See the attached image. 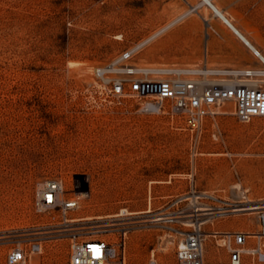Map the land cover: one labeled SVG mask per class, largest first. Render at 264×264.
I'll return each mask as SVG.
<instances>
[{"label": "rangeland", "instance_id": "rangeland-1", "mask_svg": "<svg viewBox=\"0 0 264 264\" xmlns=\"http://www.w3.org/2000/svg\"><path fill=\"white\" fill-rule=\"evenodd\" d=\"M211 1L256 33L264 55V0ZM212 18L220 20L201 0H0V264L15 243L32 238L41 251L27 264H69L70 225L56 208L33 209L37 185L49 178L88 191L66 215L81 218L72 226L84 235L113 241L111 228L131 227L126 264H148L151 250L157 264H177L180 235L154 219L192 189L239 209L216 218V228L259 229L263 116L241 122L226 100L190 131L178 115L141 112L136 98L109 97L92 75L151 35L131 63L200 65ZM204 251L224 257L213 246Z\"/></svg>", "mask_w": 264, "mask_h": 264}, {"label": "built area", "instance_id": "built-area-1", "mask_svg": "<svg viewBox=\"0 0 264 264\" xmlns=\"http://www.w3.org/2000/svg\"><path fill=\"white\" fill-rule=\"evenodd\" d=\"M153 37H146L95 66L92 75L98 89L117 100L123 97L138 99L141 112L178 115L183 126L190 131L198 129L202 119L213 115L214 108L226 100L233 101V114L241 122L264 117V59L256 50L254 54L258 63L245 67H213L206 61L200 65L143 66L131 63L132 57ZM86 195L88 191L78 190L76 183L72 189L66 190L61 180L45 179L34 191L33 209L36 213H43L56 208L64 216L62 222L70 225L69 264H126V239L130 226L111 228L109 232L116 234V238L110 241L84 235L81 227L72 226L77 219L66 218ZM234 207V203L219 195L195 189L171 199L166 211L157 217L167 223L165 226L170 235H180L175 249L177 264H207L204 261L207 238L227 256L226 261L214 264H264L261 241L264 237V209L258 212L259 229L256 232L213 226L216 218L231 213ZM207 222L212 227L204 229L202 226ZM182 226L189 228L183 229ZM250 239L256 241L250 243ZM40 251L39 239H28L24 245L17 242L7 252L5 264H27L30 255ZM148 264H157L153 250Z\"/></svg>", "mask_w": 264, "mask_h": 264}, {"label": "crops", "instance_id": "crops-1", "mask_svg": "<svg viewBox=\"0 0 264 264\" xmlns=\"http://www.w3.org/2000/svg\"><path fill=\"white\" fill-rule=\"evenodd\" d=\"M225 15V14H224ZM226 16V15H225ZM228 18V17H227ZM213 21V36H209V43H207L206 62L208 60L219 64V67H245L250 65H255L258 63V59L254 54V50L262 53V46L260 40L255 32L250 31L243 24H234L229 18V20L238 28V31L244 35H239L231 27H229L224 21L217 18H212ZM246 39V40H245ZM248 41V42H247ZM218 55H223L225 57L230 56L231 58H218ZM261 56V55H260ZM224 64V65H220ZM207 246H213L217 253L223 251L220 247H217L213 242L205 240L204 249ZM227 260V256L224 254L222 259H215V253L204 251V261L207 264H214L219 262H224Z\"/></svg>", "mask_w": 264, "mask_h": 264}, {"label": "bare ground", "instance_id": "bare-ground-1", "mask_svg": "<svg viewBox=\"0 0 264 264\" xmlns=\"http://www.w3.org/2000/svg\"><path fill=\"white\" fill-rule=\"evenodd\" d=\"M202 3H205L207 6H209L213 13L218 16L222 21H224L229 27H231L235 32H237L239 35H242L239 31H238V28H236V26L224 15V13L222 12V10L216 6L211 0H201ZM244 36V35H242ZM246 40V39H245ZM248 42V41H247ZM259 53V52H258ZM261 57L264 59V55L262 53H260ZM225 102H223L222 104H224ZM221 105V104H220ZM240 209H244V208H240ZM236 210H239L237 209L236 207H234L233 209H231L230 211L234 212ZM124 211V210H122ZM147 212L150 211V210H146ZM143 212V211H141ZM134 213H137V212H134ZM75 220H79L81 218H74ZM73 219V220H74ZM158 219H162L161 217H157L155 218L154 220H158Z\"/></svg>", "mask_w": 264, "mask_h": 264}]
</instances>
